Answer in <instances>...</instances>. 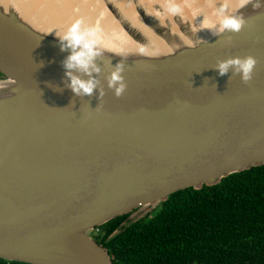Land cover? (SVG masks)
Masks as SVG:
<instances>
[{
	"label": "water",
	"instance_id": "water-1",
	"mask_svg": "<svg viewBox=\"0 0 264 264\" xmlns=\"http://www.w3.org/2000/svg\"><path fill=\"white\" fill-rule=\"evenodd\" d=\"M2 8L0 81L18 84L0 88V259L113 264L90 235L96 227L126 214L133 223L177 191L264 164V7L238 9L248 24L239 34L203 29L204 39L179 27L182 37L207 41L196 49L151 57L100 45V99L65 87L70 50L61 51L56 34ZM137 14L154 37L178 40L154 15ZM249 55L258 64L248 84L215 70L217 61ZM123 56L128 87L116 98L105 77Z\"/></svg>",
	"mask_w": 264,
	"mask_h": 264
},
{
	"label": "trees",
	"instance_id": "trees-1",
	"mask_svg": "<svg viewBox=\"0 0 264 264\" xmlns=\"http://www.w3.org/2000/svg\"><path fill=\"white\" fill-rule=\"evenodd\" d=\"M130 221L111 219L92 234L113 264H264V164L177 191Z\"/></svg>",
	"mask_w": 264,
	"mask_h": 264
},
{
	"label": "bare ground",
	"instance_id": "bare-ground-1",
	"mask_svg": "<svg viewBox=\"0 0 264 264\" xmlns=\"http://www.w3.org/2000/svg\"><path fill=\"white\" fill-rule=\"evenodd\" d=\"M178 4L182 12L172 15L167 11L169 0H0L3 10L14 8L19 16L36 31L52 34H63L77 19H83L85 26L98 29L100 45L119 54H137L143 47L142 56L160 57L173 53L175 50L188 47V40H196L194 35L189 39L182 37L179 27H194L196 17L202 16L206 24H218L216 9L225 2L229 5V14L240 8L239 0H172ZM158 11L154 13V10ZM144 14H152L156 24L166 27L171 36L178 40L163 41L154 37L146 28L140 10ZM199 26V25H198ZM127 28L140 34V43L134 42L127 34ZM210 35L213 30L205 29ZM103 35V36H102ZM214 35V34H213ZM197 37L207 39L203 31Z\"/></svg>",
	"mask_w": 264,
	"mask_h": 264
},
{
	"label": "clouds",
	"instance_id": "clouds-1",
	"mask_svg": "<svg viewBox=\"0 0 264 264\" xmlns=\"http://www.w3.org/2000/svg\"><path fill=\"white\" fill-rule=\"evenodd\" d=\"M249 3L252 4L254 9L264 7V0H239L238 6L243 8ZM167 11L172 15H179L182 9L178 4L169 0ZM216 15L219 18L218 24H206L202 22L198 27L194 26L192 28L193 33L196 34L207 28L213 30V34L217 36L225 32L239 34L248 26L247 19L243 15L229 14L227 2L216 9ZM56 37L60 42L61 51L70 50V54L62 61L65 77L68 81L65 87L70 89L75 96L91 97L96 91H99L98 99L103 98L105 91L100 79L97 78L100 76L102 69L98 66L96 60L103 56V51L100 48L98 29L85 26V22L81 18L75 20L63 34L56 33ZM206 43L207 41L201 39H197L195 42L193 40L187 41L190 49H196L200 44ZM224 43L231 45L232 37L229 36ZM139 53L143 55L145 49L141 47ZM126 62L127 57L123 56L120 62L116 63L112 68L110 74L105 77L108 89L113 91L116 98L122 97L128 87L124 77ZM108 63L110 64L111 61ZM257 64V59L251 55L243 58L237 56L217 61L215 70L220 76H225L231 69L233 76H239L242 83L248 84L253 79ZM82 76H87L88 79H82ZM9 84H18V82L8 77L7 80L0 81V88H5ZM57 90L62 91V89ZM101 110L102 106L98 105L96 111L99 112Z\"/></svg>",
	"mask_w": 264,
	"mask_h": 264
},
{
	"label": "built area",
	"instance_id": "built-area-1",
	"mask_svg": "<svg viewBox=\"0 0 264 264\" xmlns=\"http://www.w3.org/2000/svg\"><path fill=\"white\" fill-rule=\"evenodd\" d=\"M97 232H98V229L96 227L92 232H90V235L92 236V234L97 233Z\"/></svg>",
	"mask_w": 264,
	"mask_h": 264
},
{
	"label": "rangeland",
	"instance_id": "rangeland-1",
	"mask_svg": "<svg viewBox=\"0 0 264 264\" xmlns=\"http://www.w3.org/2000/svg\"><path fill=\"white\" fill-rule=\"evenodd\" d=\"M0 79H1V76H0Z\"/></svg>",
	"mask_w": 264,
	"mask_h": 264
}]
</instances>
